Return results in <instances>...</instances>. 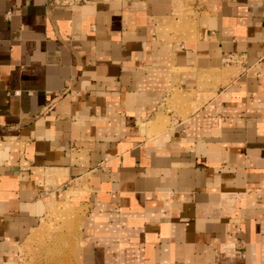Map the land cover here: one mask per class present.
Returning a JSON list of instances; mask_svg holds the SVG:
<instances>
[{
  "label": "crops",
  "instance_id": "1",
  "mask_svg": "<svg viewBox=\"0 0 264 264\" xmlns=\"http://www.w3.org/2000/svg\"><path fill=\"white\" fill-rule=\"evenodd\" d=\"M70 207L79 264H264V0H0V264Z\"/></svg>",
  "mask_w": 264,
  "mask_h": 264
},
{
  "label": "rangeland",
  "instance_id": "2",
  "mask_svg": "<svg viewBox=\"0 0 264 264\" xmlns=\"http://www.w3.org/2000/svg\"><path fill=\"white\" fill-rule=\"evenodd\" d=\"M82 210L66 208L53 212L42 222L41 236L26 251L20 250L18 264H79L78 229Z\"/></svg>",
  "mask_w": 264,
  "mask_h": 264
},
{
  "label": "built area",
  "instance_id": "3",
  "mask_svg": "<svg viewBox=\"0 0 264 264\" xmlns=\"http://www.w3.org/2000/svg\"><path fill=\"white\" fill-rule=\"evenodd\" d=\"M92 1L95 0H47V5L49 7L61 6V7L71 8L75 5L84 4ZM234 60H236V57L232 55L226 56L224 58V61L228 63Z\"/></svg>",
  "mask_w": 264,
  "mask_h": 264
}]
</instances>
